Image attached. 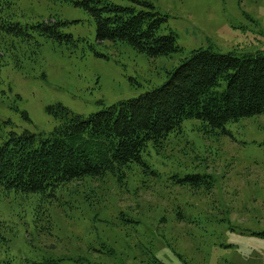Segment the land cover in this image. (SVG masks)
Wrapping results in <instances>:
<instances>
[{
    "label": "rangeland",
    "instance_id": "rangeland-1",
    "mask_svg": "<svg viewBox=\"0 0 264 264\" xmlns=\"http://www.w3.org/2000/svg\"><path fill=\"white\" fill-rule=\"evenodd\" d=\"M140 8L139 0H103ZM166 15L180 51L150 58L95 38V23L63 0H12L3 20H59L74 45L0 31V146L11 133L48 135L61 104L86 117L161 86L197 48L264 52V0H145ZM224 85V84H223ZM186 120L159 149L154 171L131 165L63 186L53 199L0 191V264H264V113L205 133ZM199 175L192 188L176 182Z\"/></svg>",
    "mask_w": 264,
    "mask_h": 264
},
{
    "label": "trees",
    "instance_id": "trees-1",
    "mask_svg": "<svg viewBox=\"0 0 264 264\" xmlns=\"http://www.w3.org/2000/svg\"><path fill=\"white\" fill-rule=\"evenodd\" d=\"M11 1L0 0L1 16ZM63 1L90 15L99 42L126 43L150 58L181 49L175 33H160L166 15L145 0L138 1L140 8L103 0ZM1 16L0 31L21 41L37 34L60 44L75 43L72 35L61 31L64 22L59 20L22 27ZM48 112L58 121L48 135L11 133L0 146V191L53 199L75 181L107 174L120 178L131 165L150 169L145 152L161 148L171 134L182 131L186 120L200 121L205 133L226 134L228 124L264 113V52L236 57L197 48L167 73L161 86L137 98L86 117L61 104ZM176 182L192 188L210 184L199 175L178 177Z\"/></svg>",
    "mask_w": 264,
    "mask_h": 264
}]
</instances>
